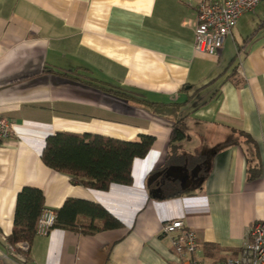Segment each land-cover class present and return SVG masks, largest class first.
<instances>
[{
  "label": "crops",
  "instance_id": "obj_1",
  "mask_svg": "<svg viewBox=\"0 0 264 264\" xmlns=\"http://www.w3.org/2000/svg\"><path fill=\"white\" fill-rule=\"evenodd\" d=\"M201 1L0 0V115L14 124L0 141V264H181L160 234L172 219L196 234L195 257L240 256L248 228L264 220V0L216 55L193 48ZM143 101L176 103L177 115ZM177 118L185 136L169 153ZM57 132L154 141L132 160L131 184L99 190L43 163ZM23 187L40 189L44 208L86 200L121 225L55 226L13 256Z\"/></svg>",
  "mask_w": 264,
  "mask_h": 264
},
{
  "label": "trees",
  "instance_id": "obj_2",
  "mask_svg": "<svg viewBox=\"0 0 264 264\" xmlns=\"http://www.w3.org/2000/svg\"><path fill=\"white\" fill-rule=\"evenodd\" d=\"M153 105V107L151 106ZM142 106L161 115H177V104L153 103ZM166 106V107H165ZM165 107V108H164ZM170 135V151L174 143L184 138L180 128V119L173 121ZM243 135L247 141L250 138ZM154 137L141 134L135 140H118L93 134L57 132L47 137L41 159L48 167L70 177L73 184L84 187L107 190L111 183L131 184V163L135 157H144L149 151ZM168 157L169 154H168ZM251 174L250 176H253ZM152 175L149 176L151 178ZM44 209L43 192L34 187H23L16 196L13 227L8 237L9 243L27 241L31 243L36 235V226ZM55 226L65 228L84 227L83 233H93L98 229L117 228L121 224L99 204L86 200L67 198L55 211ZM80 216L101 219L100 227L80 224Z\"/></svg>",
  "mask_w": 264,
  "mask_h": 264
},
{
  "label": "built area",
  "instance_id": "obj_3",
  "mask_svg": "<svg viewBox=\"0 0 264 264\" xmlns=\"http://www.w3.org/2000/svg\"><path fill=\"white\" fill-rule=\"evenodd\" d=\"M260 1L262 0H209L199 2L194 26V50L213 55L218 54L238 18L252 10ZM13 129V122L0 115V141L8 138ZM55 217L54 210L44 208L37 222L36 235L46 236L55 224ZM183 225L182 220L172 219L163 222L160 226V234L170 236L181 264H264V220L253 222L248 228L240 256L224 261H211L206 258L195 257L196 234L192 230H181ZM29 247V242L18 241L9 245L8 250L13 256H18L27 253Z\"/></svg>",
  "mask_w": 264,
  "mask_h": 264
},
{
  "label": "rangeland",
  "instance_id": "obj_4",
  "mask_svg": "<svg viewBox=\"0 0 264 264\" xmlns=\"http://www.w3.org/2000/svg\"><path fill=\"white\" fill-rule=\"evenodd\" d=\"M38 222V221H37ZM53 227H55V224H54V226ZM50 232V231H49Z\"/></svg>",
  "mask_w": 264,
  "mask_h": 264
}]
</instances>
